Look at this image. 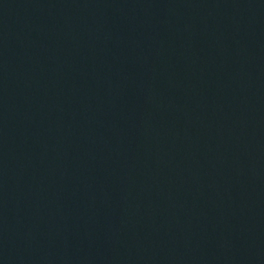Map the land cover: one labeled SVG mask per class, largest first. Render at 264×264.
I'll return each instance as SVG.
<instances>
[{
    "label": "water",
    "instance_id": "obj_1",
    "mask_svg": "<svg viewBox=\"0 0 264 264\" xmlns=\"http://www.w3.org/2000/svg\"><path fill=\"white\" fill-rule=\"evenodd\" d=\"M0 264H264V0H0Z\"/></svg>",
    "mask_w": 264,
    "mask_h": 264
}]
</instances>
